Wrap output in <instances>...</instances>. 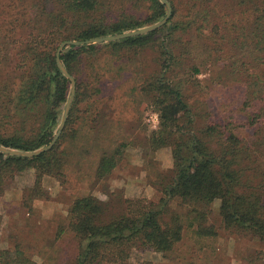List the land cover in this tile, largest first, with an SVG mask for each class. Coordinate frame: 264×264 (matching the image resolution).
<instances>
[{
  "label": "trees",
  "instance_id": "1",
  "mask_svg": "<svg viewBox=\"0 0 264 264\" xmlns=\"http://www.w3.org/2000/svg\"><path fill=\"white\" fill-rule=\"evenodd\" d=\"M41 1L35 14L42 25L22 24V45L13 43L16 57L11 65L26 72L20 84L14 87L0 71V145L21 151L48 145L60 124L70 89L55 57L62 42L122 34L155 24L167 13L159 0ZM168 1L172 17L154 33L65 49L61 59L76 77L77 91L53 149L32 159L0 152V196L16 176L34 169L36 181L24 204L31 208L32 201L48 199L44 177L64 179L70 157L66 141L78 126L80 131L90 125L91 110L102 94L96 62L100 50L112 48L114 55L128 60L134 52L151 51L149 68L137 73L141 100L159 118L147 139L146 156L169 148L173 160L171 169L158 168L148 176L158 201L125 199L116 191L108 201L93 194L75 199L66 229L77 241L78 254L71 262L57 264H134L139 254L150 251L168 258L186 230L195 238L218 235L209 221L216 203L226 231L264 247V0H227L224 9L215 0ZM15 24L9 23L11 31ZM207 71L210 79H201ZM228 80L243 86L245 122L239 130L248 135L238 133L233 123L212 121L199 108L206 103H196L197 95ZM124 148L121 144L102 154L97 185L118 167ZM157 164L153 158L147 166ZM2 219L0 214V226ZM247 258L245 264H264V250ZM0 264L40 263L15 244L0 249Z\"/></svg>",
  "mask_w": 264,
  "mask_h": 264
},
{
  "label": "rangeland",
  "instance_id": "2",
  "mask_svg": "<svg viewBox=\"0 0 264 264\" xmlns=\"http://www.w3.org/2000/svg\"><path fill=\"white\" fill-rule=\"evenodd\" d=\"M215 1L223 9L229 4L227 0ZM41 3V0H0V71L5 77L9 75L10 83L14 87L20 84L22 75L26 72L16 67L15 63H13L15 71L13 70L11 61L16 57L13 43L15 42L16 47L22 45L20 42L22 39H19L23 33L22 24L34 25L37 23L42 25V20L37 21L35 14ZM42 19L45 20V17ZM12 22L17 23L15 24L17 27L11 31L9 23ZM155 24L146 25L140 29ZM65 42L80 41H64L60 45ZM109 43L112 42L85 46L68 45L62 51L61 56L65 49L71 47H90ZM60 45L57 47L55 57ZM151 58V51L134 52V55L131 54V58L128 60L114 55L112 48L100 50L96 62L103 77L102 94L91 110L93 117L90 120V125L88 123L80 131V126H78L76 133L71 132L74 136L68 137L66 141L65 147L70 157L64 171V179L59 181L53 177H44L43 188L49 198L32 201L30 208L24 204V201L28 197L29 190L35 184V170L29 169L15 177L9 184L6 193L0 196V214L3 217L0 226V249L13 248L15 244H19L40 264L71 262L78 254V244L74 235L66 227L69 208L75 199L93 194L102 201H108L110 192L116 191V194L121 192L125 199L158 201L159 194L150 185L148 176L158 168L161 171L171 169L173 160L169 148L146 156L147 139L151 132L158 128L159 118L158 114L141 100L137 91L139 85L137 73L149 68ZM66 70L68 71L67 68ZM68 73L70 74L69 71ZM63 75L66 77L65 74ZM71 76L76 82L77 91L76 77ZM200 78L210 79V74L208 71L204 72ZM69 82L67 101L71 92V81L69 80ZM195 99L196 103L197 101L206 103L205 106H199V108L211 115L212 121L221 125L233 123L238 133L250 134L249 131L242 128L239 130L242 127L240 125L245 122L241 111L243 102V86L241 84L228 80L224 85L212 86L205 93L197 95ZM64 111L54 137L61 125ZM93 127L95 129H92ZM121 144H124L125 148L118 167L109 178L97 185L95 174L102 154L112 151ZM42 148L24 152H35ZM153 158L158 164L149 168L148 161ZM174 206L179 211H183L179 208L178 202H175ZM209 221L216 227L218 232L216 237L195 238L191 236L190 230H186L183 241L170 257L163 258L162 255L150 251L139 254L136 261H148L151 264H245L247 257L252 252L264 250L259 241L232 236L224 229L219 215V203L213 205ZM61 228H65V231L58 237ZM136 261L134 264H137Z\"/></svg>",
  "mask_w": 264,
  "mask_h": 264
},
{
  "label": "water",
  "instance_id": "3",
  "mask_svg": "<svg viewBox=\"0 0 264 264\" xmlns=\"http://www.w3.org/2000/svg\"><path fill=\"white\" fill-rule=\"evenodd\" d=\"M159 1L167 7V14H166V17L161 22H159L153 26H150V27H147L144 29L130 31V32L120 34V35L102 37V38H97V39H92V40H87V41H80V42H65L62 45H60V47L57 51V54H56V59H57L58 66L61 69V71L63 72V74H65L66 77L71 81V92H70V96H69V99H68L66 107H65V111H64V115H63L61 125L59 127V130H58L56 136L54 137V139L52 140V142L48 146H46V147H44L38 151H35V152L17 151V150L8 149V148L2 147V146H0V151L4 154H7V155L22 157V158H34V157L40 156V155L50 151L56 145L57 141L59 140V138L63 132V130L65 129V126H66V123L68 120V115H69L71 103H72V100H73L75 92H76V82H75L74 78L68 73V71L66 70V68L64 67V65L61 62V53L64 50V48L68 45L85 46V45L99 44V43H104V42H114V41H119V40H123V39L132 38L135 36H140V35H145V34L155 32V31L161 29L162 27H164L168 23V21L172 17V13H173L172 5L168 0H159Z\"/></svg>",
  "mask_w": 264,
  "mask_h": 264
}]
</instances>
